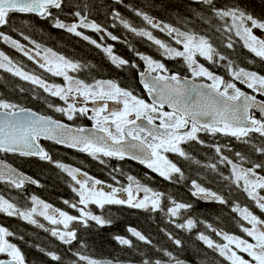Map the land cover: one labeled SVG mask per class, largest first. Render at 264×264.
<instances>
[{
	"label": "snow or ice",
	"instance_id": "snow-or-ice-1",
	"mask_svg": "<svg viewBox=\"0 0 264 264\" xmlns=\"http://www.w3.org/2000/svg\"><path fill=\"white\" fill-rule=\"evenodd\" d=\"M116 2L121 4L123 0ZM193 3L206 7L207 15L202 11L195 12L196 17L208 26L202 33L191 29L181 30L172 24L158 21L141 9H132L147 26L137 28L119 11H112L113 20H119L131 33L154 43L165 58L180 59L186 71L190 73L182 75L180 72H173L163 62L136 52L146 65L145 69L139 72V76L151 102L140 98L131 90L121 88L112 80H93L92 83H87L70 74L84 67L79 62L60 55L51 48H43L41 55V51L37 50L41 49V45L35 41H31L35 49H30L12 35L0 31V41L22 53L51 76L62 77L64 83H49L41 75L25 70L22 64L15 62L2 50L0 69L62 101V105L48 103L47 106L66 117L67 121L83 117L92 122L91 128L74 127L51 115H43L0 98V153L34 157L54 164L66 173L72 182L70 186L76 194V200H64L63 203L78 211L79 215H71L55 208L36 195L30 196V207H21L3 194H0V213L18 217L43 228L63 244L70 245L77 239V232L70 227L71 223L76 222L85 227L90 221L100 227L112 223L103 215L94 214L89 205H96L100 209H104L106 205H127L150 212L165 211L162 206L164 193L141 184L132 175L127 176V186L108 185L110 190L106 191L104 187H100L104 184L103 181L80 168L54 161L49 151L42 146V139L86 153L101 163H104L101 157L119 160L129 158L169 181L184 180L185 176L182 169L170 160L167 154H175L186 160L192 159L183 146L192 142L203 145L205 142L200 139V133L213 137L222 135L235 138L248 145L253 153L264 156V99L257 98V95L264 97V74L241 66L229 55L235 52L239 43L254 58L264 63V16L253 15L241 2L219 4L217 0H193ZM65 6L66 0H0V28L10 25L14 15H35L51 21L54 28L66 30L97 48H102L116 67H138L134 62L116 55L112 45L104 46L83 33L82 29H91L101 34V40L104 39V34L113 41L120 39L107 31L103 25L89 19L87 4L83 7L77 6L76 10L69 13L73 18L71 22L62 20L58 15L64 11ZM213 21L218 23L214 24ZM151 29L165 33L172 43L157 38ZM257 31L261 35H258ZM20 35L24 40H30L23 32ZM201 59L217 68H223L229 78L225 79L206 67L200 62ZM237 82L251 91L242 90L237 86ZM110 101L118 106L110 107ZM254 135L259 137L260 143L253 142ZM212 147L219 157V164L229 168L228 175L219 173L221 179L227 181L229 194L233 188L238 189L260 215L248 205L241 206L230 201L222 192L211 190L193 179L189 189L191 195L202 201L230 205L231 212L239 217L237 223L242 233L237 235L206 224L220 240H214L204 232H199L197 239L218 253L227 264H264V160L254 161L241 152H234V158H230L223 153L226 146L214 144ZM206 167L214 172L218 171L217 164ZM112 179L116 180V176L113 175ZM0 183L21 191L26 184L39 185L38 180L4 160H0ZM118 193L127 195L122 198ZM167 199L169 206L166 207V215L170 222L179 229L191 232L199 223L197 220L190 216L180 223L176 220L181 217L182 210L187 211L192 205L178 202L171 197ZM37 216L43 217L54 227L45 228ZM127 231L145 244L152 243L148 237L131 226ZM167 235L176 246L182 245V241L172 233ZM15 236L16 233L0 225V257H3L0 258V264H27L24 252L10 239ZM18 238L24 239L23 236ZM114 239L120 245L133 247L132 240L123 236H116ZM38 250L58 264L62 259L54 251L39 247ZM74 255L76 259L72 264H120L119 261L96 259L81 252ZM141 255L140 264H186L166 250L164 256L168 257L167 260Z\"/></svg>",
	"mask_w": 264,
	"mask_h": 264
},
{
	"label": "trees",
	"instance_id": "trees-1",
	"mask_svg": "<svg viewBox=\"0 0 264 264\" xmlns=\"http://www.w3.org/2000/svg\"><path fill=\"white\" fill-rule=\"evenodd\" d=\"M234 2H241L243 7L257 17L264 16V0H217L219 4H231ZM84 4L88 5L90 20H95L103 25L107 31L112 32L120 39L113 41L110 37L104 35V39L101 40V34L91 29H82L83 33L104 46L112 45L116 55L134 62L138 67H116L111 63L102 48H97L89 41L68 33L66 30L54 28L51 21L43 20L35 15H14L11 17L10 25L0 28V31L12 35L25 45L35 41L45 48H51L58 54L79 62L84 67L76 72L78 74L75 76L80 79L110 77L121 85H128L131 89L143 94L136 80V71L143 67L142 60L135 54L136 52L146 54L163 62L173 72L184 74L182 68L184 64H182L183 62L180 59L165 58L154 43L125 29L119 23V20H113L112 11L114 9L119 11L125 19L130 20L137 28L147 26L140 17L134 14L132 9H141L158 21L172 24L181 30L191 29L202 33L208 28L195 15L196 11H202L207 15L206 7L193 3V0H123L121 4H117L116 0H66L64 11L58 13V15H60L62 20L71 22L73 18L69 13L76 10L77 6L83 7ZM213 23L218 22L213 21ZM113 24L116 26L113 27ZM151 30L157 38L167 43H172L166 34L159 32L164 35V37H160L157 29ZM21 32L29 36L30 40H24L23 36L20 35ZM240 47L241 45L238 43L235 52H231L229 55L238 63L241 59L240 63L243 62L245 67L252 69L248 61H244V59L249 58L238 54ZM132 49H135V51ZM0 50L8 54L18 64H22L25 70L29 72L35 71L33 70L34 65L32 62L25 59L26 57L22 53L12 49L2 41H0ZM221 50L226 51L224 49ZM255 65L256 68H259V73L264 72L263 63L257 60ZM214 71L224 77L226 75L223 68H217ZM0 98L28 107L42 114L52 115L50 113H53L37 103L38 100L46 98V95L39 88L36 89L28 83H22L19 78L4 69H0ZM200 139L205 142L203 145L192 142L183 146L186 152L191 155L192 159L190 160L178 157L175 154H167L168 158L177 163L184 172L185 179L179 181L165 180L148 170L145 166L130 161L103 159L104 163L94 165V159L88 155L70 150L65 151L62 148L54 150V148L47 146L54 161L83 168L92 176L98 173L101 180H106V174L108 173H112L117 178H121L122 175L123 178L127 175L134 176L141 184L165 194V199L162 202L165 211L150 212L143 209L130 208L127 205H106L104 209H100L93 205L90 210L94 214L103 215L105 218L110 219L112 223L100 227L95 222L90 221L89 225L85 227L73 222L71 228L76 230L77 239L70 245L63 244L56 237H52L50 232L18 217H9L0 213V225L16 233V236L10 239L24 252L27 264H58V262L51 261L48 256L40 252L38 247L44 248L46 251H54L60 255L62 259L59 264H72L73 260L76 259L74 253L77 252L93 258L133 261L140 264L141 254H146L152 259L167 260L168 257L164 256V250L171 252L178 259H184L193 264H227L223 258L219 257L218 253L209 249L202 241H199L197 235L199 232H204L212 239L220 240V237L215 236L211 229L206 227V224H211L214 228L223 229L229 233L242 235L237 223L239 217L231 212L230 205H221L217 202H202L193 197L189 191L191 180L195 179L198 183L211 190L222 192L230 201L237 202L241 206L248 205L253 208L251 202L238 189L233 188L231 194H229V189L226 187L227 181L222 180L219 175L220 172L225 176L228 175L229 168L219 164V157L212 145L226 146L223 149V153L230 158H234V152H241L257 162L264 160V156L253 153L248 145L237 141L235 138L222 135L213 137L200 133ZM253 142L260 143L261 141L258 136L254 135ZM4 159L20 171L38 180L39 185L26 184L23 191H21L0 183V194L14 200L21 207H29L30 196L36 195L55 208L68 212L72 211L63 201L75 202L76 196L72 189L69 188L68 176L54 164L40 161L34 157H21L17 154H5ZM210 164H217L218 171L214 172L211 168L206 167ZM114 169H118V171H113ZM167 197L192 205L191 209L182 210L181 217L176 220L177 223H180L189 216L197 220L199 223L191 232L179 229L174 223L170 222L169 217L166 215V207L169 206ZM253 210L256 211L257 215H260L258 210L254 208ZM36 218L45 225V228L53 227L46 220L40 217ZM129 226L140 231L152 243L150 245L145 244L132 236L127 231ZM167 233H172L175 238L180 239L182 245L176 246L169 239ZM20 236H23L24 239L20 240L18 238ZM116 236H123L132 240L133 247L120 245L114 239Z\"/></svg>",
	"mask_w": 264,
	"mask_h": 264
},
{
	"label": "flooded vegetation",
	"instance_id": "flooded-vegetation-1",
	"mask_svg": "<svg viewBox=\"0 0 264 264\" xmlns=\"http://www.w3.org/2000/svg\"><path fill=\"white\" fill-rule=\"evenodd\" d=\"M160 32V31H159ZM158 32V33H159ZM162 33V32H161ZM160 34V33H159ZM162 34H164L165 35V33H162ZM257 34L258 35H261V33L259 32V31H257ZM105 35V34H104ZM164 35H159L160 37H164ZM167 36V35H166ZM168 37V36H167ZM169 38V37H168ZM241 45V44H240ZM238 54H241L243 57H248L249 59H244V61H249V60H254L255 62L254 63H248L250 66H252V69H250V67H245V65H244V63L242 62V63H240L242 60L240 59V62H239V64L241 65V66H243V67H245V68H247V69H250V70H253V71H257V72H260L259 71V68H256V65H255V63L257 62V60H259L258 58H254L253 56H252V54L251 53H249L246 49H244L242 46L240 47V50H239V52H238ZM25 59H27V58H25ZM28 60V59H27ZM28 61H30V60H28ZM181 61V60H180ZM260 61V60H259ZM30 62H32V61H30ZM182 62V61H181ZM201 63H204L205 64V66L206 67H208V65H209V67H210V69L212 70V71H214L215 69H217V68H215V66L214 65H211V64H209L208 62H206V61H204L203 59H201V61H200ZM33 63V62H32ZM183 64V63H182ZM264 64V63H263ZM33 65H34V67H33V70H35V71H32V72H35L36 74H39V75H41L43 78H45L46 80H48V82L49 83H57V82H60V80L58 79V78H56V77H53V76H51L50 74H48V73H46L44 70H42V69H40L35 63H33ZM182 68H183V71H184V74L183 75H190V73L189 72H187L186 71V69H185V66H182ZM214 72H217V71H214ZM70 74H72V75H77L78 73H70ZM261 74H264V72L263 73H261ZM18 78V77H17ZM229 77L227 76V74L225 75V79H228ZM19 80L22 82V83H28L29 85H32V84H30L29 82H26V81H24V80H22V79H20L19 78ZM84 80V79H83ZM93 80H104V81H106V80H112V81H114V82H116V83H118L119 84V86L121 87V88H124V89H128V90H131L135 95H137V96H139L140 98H143V99H145L146 101H147V99L145 98V96H144V94H141V93H139V92H137L136 90H133V89H131V87L130 86H128V85H121L118 81H115V80H113L112 78H110V77H106V78H96V79H88V80H85L87 83H92L93 82ZM32 86H34V85H32ZM36 89L37 88H39V87H37V86H34ZM238 87H241L242 88V90H244V91H247V92H250L251 90H249V89H247L246 88V86L245 85H238ZM40 89V88H39ZM40 91H42V93L44 94V95H46V98L44 99V100H38L37 101V103L40 105V106H42V107H44V108H47L48 110H50V111H52L53 113H50V114H52L51 116H53V118H56V119H60V120H62V121H65L66 123H68V124H70V125H73V126H91L92 125V122L91 121H89V120H87L86 118H83V117H79V118H77V119H75L74 121H67V119H66V117H63L60 113H57V112H54V110L53 109H50V108H48V106H47V104L48 103H52V104H56V103H58V101L56 100V98L55 97H50L47 93H44L43 92V90L42 89H40ZM257 98H260V99H264V97H262V96H259V95H257ZM80 100H81V103H82V98H80ZM148 102V101H147ZM109 105H110V107L111 106H118V105H114V102H109ZM92 105H91V102H89V107H91ZM22 107H25V106H22ZM46 115V114H45ZM48 115V114H47ZM41 144H42V146H44L45 148H46V150H48L49 151V149L47 148V146H49L50 148H54V150H56V149H63V150H70V151H73V152H80V151H75V150H72V149H68V148H65V147H61V146H58V145H56V144H54V143H52V142H50V141H45V140H42L41 141ZM45 144H47V145H45ZM49 153H50V151H49ZM80 153H82V152H80ZM83 154H85V155H87L86 153H83ZM0 155H2V157H3V159H4V155L5 154H3V153H0ZM18 155V154H17ZM51 155V154H50ZM89 156V155H88ZM91 157V156H90ZM92 158V157H91ZM94 159V158H93ZM101 159L103 160H110V159H114V160H118V161H130V162H133V161H131V160H128V159H124V160H119V159H116V158H109V157H101ZM5 160V159H4ZM103 160V161H104ZM6 161V160H5ZM7 162V161H6ZM9 163V162H8ZM133 163H135V162H133ZM102 163L100 162V160H97V159H94V165H101ZM137 164V163H136ZM67 165H70V166H72V167H76V166H73V165H71V164H67ZM14 167V166H13ZM16 168V167H15ZM76 168H78V167H76ZM82 171H84V172H86L83 168H80ZM19 170V169H18ZM66 174V173H65ZM67 175V174H66ZM90 176H92L91 174H89ZM92 177H94V178H96V179H100L99 177H100V175L98 174V173H95V175L94 176H92ZM69 178V177H68ZM69 182H70V185L72 184V182L70 181V178H69V180H68ZM102 181V180H101ZM104 182V181H103ZM30 185H32V184H30ZM103 185H105V182H104V184ZM33 186H37V185H33ZM70 189H72L71 188V186L69 187ZM73 192V191H72ZM74 193V192H73ZM75 195V194H74ZM76 196V195H75ZM0 258H3V257H0Z\"/></svg>",
	"mask_w": 264,
	"mask_h": 264
},
{
	"label": "rangeland",
	"instance_id": "rangeland-1",
	"mask_svg": "<svg viewBox=\"0 0 264 264\" xmlns=\"http://www.w3.org/2000/svg\"><path fill=\"white\" fill-rule=\"evenodd\" d=\"M157 32H159V30H157ZM161 33V32H160ZM106 35V34H105ZM107 36V35H106ZM169 40H170V38H169ZM171 41V40H170ZM30 49H35V45L34 44H32V43H29L28 45H27ZM173 46H175V45H173ZM43 48H45L44 46H42L41 45V49H37V50H40L41 51V55H43V51H42V49ZM27 58V57H26ZM142 66H146L145 65V62L144 61H142ZM56 78H58L59 80H60V82H57L56 84H63L64 83V81H63V78L62 77H56ZM238 85H240L238 82H237V86ZM56 100L58 101V103H56L55 105H62L63 104V102L62 101H60L58 98H56ZM44 108V107H43ZM47 111H50V110H48L47 108H45ZM149 170V169H148ZM151 171V170H150ZM152 172V171H151ZM154 173V172H153ZM156 174V173H155ZM107 175V179L106 180H102V181H104L105 182V185H100V187H104V189L106 190V191H109L110 189L108 188V185H113V186H115V187H120V186H127V184H128V181H127V176H125L124 178H123V175L121 176V178H117L116 177V180H113L112 179V176H113V174L112 173H108V174H106ZM158 175V174H157ZM120 179H122L121 181H120ZM99 180H101V179H99ZM75 194V193H74ZM76 195V194H75ZM118 195L120 196V197H122V198H125L126 197V193H118ZM142 195V194H141ZM91 206H93V205H89V208H91ZM94 206H96V205H94ZM30 207V206H29ZM97 207V206H96ZM71 209V208H70ZM72 211H70L69 212V214H71V215H79V213H78V211H76V210H74V209H71ZM68 212V211H67ZM37 217H39V216H37ZM40 218H42V219H44L43 217H40ZM45 220V219H44ZM47 221V220H46ZM50 225H51V223L49 222V221H47ZM72 224V223H71ZM71 224H70V227H71ZM53 226V225H52ZM54 227V226H53ZM61 228H62V226H61ZM245 258H247V257H245Z\"/></svg>",
	"mask_w": 264,
	"mask_h": 264
},
{
	"label": "water",
	"instance_id": "water-1",
	"mask_svg": "<svg viewBox=\"0 0 264 264\" xmlns=\"http://www.w3.org/2000/svg\"><path fill=\"white\" fill-rule=\"evenodd\" d=\"M145 69V67H143L140 71H143ZM140 71H138L137 72V77H136V79H137V82H138V84H139V86L141 87V89L143 90V92H144V95H145V97H146V99L148 100V102H151V98L147 95V92L145 91V89L143 88V84L141 83V80H140V76H139V72ZM258 99H260V98H258ZM25 108H28V107H25ZM30 109V108H29ZM32 110V109H31ZM34 111V110H33ZM34 112H36V111H34ZM37 113H39V112H37ZM41 114V113H40ZM44 115V114H43ZM259 114L257 113V116H258ZM56 119V118H55ZM63 122H65V121H63ZM66 123V122H65ZM73 126V125H72ZM75 127V126H74ZM82 127H86V128H91V126H82ZM43 140V139H42ZM41 140V141H42ZM45 141H48V140H45ZM50 142H52V143H54L53 141H50ZM55 144V143H54ZM57 145V144H56ZM58 146H61V147H65V148H68V147H66V146H64V145H58ZM68 149H71V148H68ZM72 150H75V151H78V150H76V149H72ZM125 159H128V160H131V161H133V162H135V163H137V164H140L138 161H135V160H132V159H129V158H125ZM0 160H4L3 159V157H2V155H0ZM5 161V160H4ZM6 162V161H5ZM6 163H8V162H6ZM32 185H34V184H32ZM196 198V197H195ZM196 199H198V198H196ZM199 200V199H198ZM200 201H202V200H200ZM202 202H212V201H202ZM96 259H101V260H113V259H109V258H96ZM180 260H182V261H185L186 262V264H193L192 262H190V261H187V260H184V259H180ZM113 261H119L120 262V264H139V263H136V262H133V261H121V260H113Z\"/></svg>",
	"mask_w": 264,
	"mask_h": 264
}]
</instances>
